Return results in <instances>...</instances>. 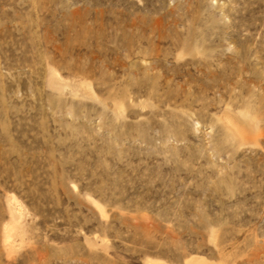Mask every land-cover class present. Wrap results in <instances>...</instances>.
Here are the masks:
<instances>
[{
    "label": "rangeland",
    "instance_id": "rangeland-1",
    "mask_svg": "<svg viewBox=\"0 0 264 264\" xmlns=\"http://www.w3.org/2000/svg\"><path fill=\"white\" fill-rule=\"evenodd\" d=\"M0 264H264V0H0Z\"/></svg>",
    "mask_w": 264,
    "mask_h": 264
}]
</instances>
